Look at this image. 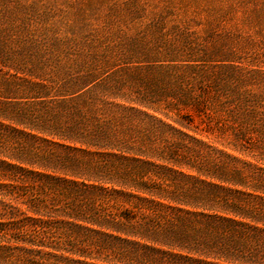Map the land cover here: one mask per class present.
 Here are the masks:
<instances>
[{
  "label": "trees",
  "instance_id": "obj_1",
  "mask_svg": "<svg viewBox=\"0 0 264 264\" xmlns=\"http://www.w3.org/2000/svg\"><path fill=\"white\" fill-rule=\"evenodd\" d=\"M39 30H0V264H264V160L186 143L206 145V90ZM235 124L261 148L264 120Z\"/></svg>",
  "mask_w": 264,
  "mask_h": 264
},
{
  "label": "rangeland",
  "instance_id": "obj_2",
  "mask_svg": "<svg viewBox=\"0 0 264 264\" xmlns=\"http://www.w3.org/2000/svg\"><path fill=\"white\" fill-rule=\"evenodd\" d=\"M25 23L140 67L131 73L141 86L164 88L185 77L198 94L206 90L207 106L205 131H189L206 145L186 143L218 160L230 161L224 152L263 165L264 144L241 153L231 130L239 113L264 120V0H0V30ZM149 113L178 126L173 112Z\"/></svg>",
  "mask_w": 264,
  "mask_h": 264
}]
</instances>
